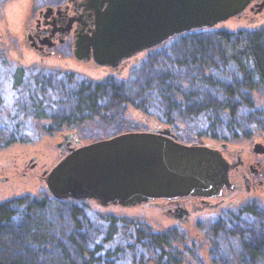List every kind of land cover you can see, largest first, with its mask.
<instances>
[{"label": "trees", "instance_id": "trees-1", "mask_svg": "<svg viewBox=\"0 0 264 264\" xmlns=\"http://www.w3.org/2000/svg\"><path fill=\"white\" fill-rule=\"evenodd\" d=\"M167 42L158 49L165 48ZM170 42H174L170 47L172 66L148 81L151 84L139 88L147 98L138 103L129 99L124 86L110 80L90 82L81 79L67 82L69 88L65 85L61 88L62 93L72 96V106L66 113L50 117L40 112L31 114V118L53 119V127H48L51 131L61 123L79 126L93 122L103 110H110L111 99L119 97L172 129L179 130L178 125H183L184 131L190 133L187 142L201 139L209 143L227 141L233 144L240 140L248 142L253 132H264V27L234 32L225 29L192 31L175 35ZM176 45H182L183 49H174ZM1 61L0 55V65ZM34 85L37 87L38 84L35 82ZM36 94L37 91L29 98L35 111L40 110L42 100H45ZM140 97L139 93L137 99ZM125 130L130 129L122 131ZM47 196L48 191L44 190L39 195L25 194L0 203V264H37L13 258L9 248L45 253L60 246L57 231L42 217L48 204L70 206L72 232L77 234H70L69 238L74 243L78 260L71 259L63 248L60 250L61 261H58L61 264H121L123 256L119 255L120 245L114 241L116 236L126 240L125 248L129 250L126 258L130 264L133 263L130 254L138 251L148 257L155 253L157 262L167 264L169 245L151 233L145 235L138 225L123 217L116 221L107 216L106 233L83 248L81 230L89 224L90 217L85 214H91L89 202L61 201L52 197L47 201ZM251 214L252 211L247 209L236 211L235 215L223 219L224 225L220 228L224 234L231 232V236L239 239L241 250L237 264H264V225L261 219L256 227L248 216Z\"/></svg>", "mask_w": 264, "mask_h": 264}, {"label": "rangeland", "instance_id": "rangeland-1", "mask_svg": "<svg viewBox=\"0 0 264 264\" xmlns=\"http://www.w3.org/2000/svg\"><path fill=\"white\" fill-rule=\"evenodd\" d=\"M41 1L0 0V55L2 59L0 65V166L6 165L8 157L11 159L16 157L20 162L26 159L29 163L33 160L38 164L46 162L48 166L53 163L55 164L60 159V152L56 148L55 142L62 135L61 133H67L71 129L78 131L79 139H89V141H92L115 135L124 129L149 131L169 127L171 128V132L181 139V141L191 143L187 142L190 139V136H188L190 133L184 131L183 125H178L179 130L172 129L168 125L155 121L132 103L123 102L119 97L111 99L113 105L110 107V110H103L93 122L85 123L81 126H62L51 131L50 129L48 130V125L53 126L51 119L31 118L33 108L29 98L34 95L36 90L33 87V80H37L39 84L38 92L42 91L45 94V96H42L45 100L42 101L40 111L51 117L63 114V112L66 113L72 106L70 101L71 94L61 92L63 85L69 88L66 85L69 84L67 83L69 81L65 79L61 80L63 72L66 74L71 73L69 77L72 78L73 82L81 79H87L91 82L110 80L114 84L124 86L125 93L129 96V99L138 103L141 99L147 98L146 93L139 92V88H143L145 84H151L152 82L149 83L148 81L156 78L162 71L169 69L172 66L171 60H173V58H170V47L174 42L172 43L168 39L169 41H166L165 48L158 49L157 46L152 51H146L138 55L136 59L131 60V63L120 72L106 67H97L91 62H79L73 57L61 60L53 59L52 64L49 66L40 65L39 58L25 47L24 39L22 40V32L31 21L33 10ZM260 1L256 0L255 2ZM256 9L254 7L251 10L248 7L241 14L232 16L211 29H205V31L225 29L234 32L264 27V8L261 11H256ZM174 49L181 50L183 46L176 45ZM48 80L49 83H47ZM70 87L73 88V85ZM139 93L141 97L137 99ZM255 96L259 98L257 94ZM262 134L264 132H253L248 142L257 140ZM244 143L247 142L240 140L233 144H236L234 146L238 147ZM21 180L23 179L19 178L11 184V179H7V176H0V203L25 194L39 195L42 191L46 190L44 179L40 182L37 179H27L24 182H21ZM46 199L47 201H51L49 193ZM87 202H89L91 214L85 212L90 217V220L89 224H86L85 228L81 230L83 233V248L84 246H89L92 240L99 239L104 235L107 227V221H105L107 216L115 218L116 221L120 217L133 221L135 225H138V229L144 231L145 235L147 233L159 232L158 229L163 226L161 219H157L151 206L148 204L133 208H123L119 206L102 207L95 202ZM55 205H46L43 209L42 217L45 222L50 223L57 231L56 239L60 243V249L59 247L48 249L49 251L46 250L44 253L34 249L21 248L11 250L9 248V252L13 258H19L26 261V263L59 264L60 262L58 261H61L60 250L64 248L71 259L78 260L74 243L69 238L70 234L73 236L77 235L75 231L72 232L73 225L69 214L71 208L64 204ZM116 225L120 224L117 223ZM204 230H207V228ZM227 231L229 232V230ZM198 232L203 231L198 230ZM230 233H220L217 235V247L213 249L216 254H209L208 249L212 245L209 244L208 240L204 243L201 242L199 245L189 242L188 249L186 250L180 245V253L184 255V258L178 252L179 257L175 256L177 260L175 263L237 264L236 259L241 246L236 236H233L232 239L230 238ZM114 241H117L120 245L119 255L123 256L121 257V264H130L128 258H126L128 255L127 251H129L128 249L126 251L125 248L127 244L126 240H123L122 236H116L114 237ZM170 249L177 250L175 245L169 246L167 249L169 254H171ZM135 254L138 255L137 258H135ZM135 254H130L133 257L132 264H157L154 260L155 253H151L149 257L141 251ZM211 258H215L216 262L211 261ZM161 264H165V262Z\"/></svg>", "mask_w": 264, "mask_h": 264}, {"label": "water", "instance_id": "water-1", "mask_svg": "<svg viewBox=\"0 0 264 264\" xmlns=\"http://www.w3.org/2000/svg\"><path fill=\"white\" fill-rule=\"evenodd\" d=\"M94 59L115 66L175 35L211 29L246 8L261 11L264 0H102ZM253 5V6H250ZM75 138L65 133L59 139ZM60 140L55 144L59 149ZM226 143H186L171 132L125 130L67 149L45 172L56 200L91 201L133 208L158 199L216 197L229 185ZM230 147V146H229ZM260 143L253 145L262 151ZM236 151L241 147H233ZM60 151V150H59Z\"/></svg>", "mask_w": 264, "mask_h": 264}, {"label": "flooded vegetation", "instance_id": "flooded-vegetation-1", "mask_svg": "<svg viewBox=\"0 0 264 264\" xmlns=\"http://www.w3.org/2000/svg\"><path fill=\"white\" fill-rule=\"evenodd\" d=\"M106 7L107 1L103 2L102 0H42L33 10L31 21L23 29L22 40L24 39L25 47L39 58L40 65L49 66L53 59L61 60L73 57L79 62H91L97 67H106L120 72L131 63V60L136 59L142 53L124 59L115 66L101 65L95 61L93 57L94 48L99 44L97 38L99 30L96 27L97 17L105 11ZM62 74V81L63 79L69 82L73 81L69 77L71 73L63 72ZM35 82L37 83V80H33V87L36 89L34 90L37 91L36 96L44 98L42 96L45 94L42 91L38 92L39 84L37 83L36 87ZM70 97L72 96L70 95ZM40 112L42 111L32 110L31 114L35 115ZM51 120L53 123V119ZM62 126L72 127L73 125L61 123L60 127ZM67 133H75V138L79 142H75L71 137L56 140L55 143L59 140L61 142L59 145L60 158L63 153L67 152V149L90 142L89 139H79L76 129L68 130ZM222 143L230 146H227L223 151V156L228 162L229 185L225 186L218 196L158 199L148 204L151 206L154 215L157 219H161L163 224L158 229L159 232H152L151 234L158 236L159 241L164 244L171 247L175 245L177 248V250L170 249L171 254H168L167 264H176L175 256L179 257V246L182 245L186 250L189 242L199 245L208 240L209 244L212 245L208 249L209 254H216L213 249L217 247V235L224 234L220 230L224 225L223 219L228 215H235L236 211L241 212L246 209L252 211L253 214L248 216L255 226L257 227L261 219L264 225V134L257 140L238 146L241 148L237 151L233 148L236 144L232 145L227 141ZM255 143L261 144L262 151L255 152L253 150ZM52 165L48 166L46 162L38 164L33 160L29 163L26 159L20 162L16 157L12 159L8 157L6 165L0 166V176H7V179H11V184L19 178L23 179L21 182L27 179H37L40 182L44 179L45 172ZM206 228L207 230H204ZM198 230L203 232H198ZM232 237L230 238L232 239ZM198 239L200 240L198 241ZM180 254L182 257L184 256L182 253ZM154 260L156 261V258ZM211 261L216 262V259L211 258ZM156 263L161 264L157 261Z\"/></svg>", "mask_w": 264, "mask_h": 264}]
</instances>
